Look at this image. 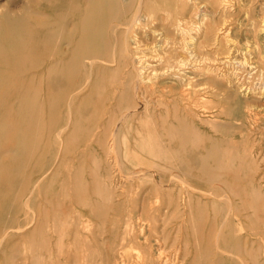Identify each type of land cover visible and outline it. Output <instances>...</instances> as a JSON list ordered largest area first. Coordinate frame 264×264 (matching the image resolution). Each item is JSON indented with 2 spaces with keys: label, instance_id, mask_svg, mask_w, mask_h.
Masks as SVG:
<instances>
[{
  "label": "bare ground",
  "instance_id": "bare-ground-1",
  "mask_svg": "<svg viewBox=\"0 0 264 264\" xmlns=\"http://www.w3.org/2000/svg\"><path fill=\"white\" fill-rule=\"evenodd\" d=\"M40 1L49 7L56 2L69 5L73 10L71 15L74 17L73 21H69L68 13L63 14L61 17L63 21H61L59 17L49 20L33 18L28 14L14 18L8 11L0 12V46L5 42L9 45L7 48L0 49V115L7 113L9 127L23 122L28 133L34 132L37 128L34 120L37 111L31 106L34 100L33 94L39 91L49 93V80L56 75L52 65L57 61L58 56L65 55L69 50L81 44L79 54L73 61L83 59L80 63L82 71L87 66L85 59L89 60L92 66L96 64L98 70L107 69L109 68L108 62L121 63L120 55L116 54L118 50L119 54L124 55L125 58L131 55L127 35L124 34L126 37L119 35L120 26L126 24L128 31L132 30L139 16L146 13L152 17L157 10L169 12L171 9L167 7L168 2L173 1L172 12L175 17L171 25L176 30H184L185 35L189 37L192 31L188 25L194 23L193 18L197 13L189 8V0H161L162 4H159L157 0H127L125 3L123 0ZM121 2L124 4L122 3L123 7L120 9L119 3ZM175 2L182 3L179 9ZM85 4L88 6L86 7ZM202 7H204L203 11H210L207 4H202ZM56 10L60 11L57 8ZM41 12L44 15L50 13L47 9ZM111 16L114 22L110 19ZM121 17H124L123 21ZM32 25L39 31L37 34L31 29ZM262 25L264 26V20ZM201 27L197 26V34L201 31ZM258 31L259 29H253L251 32L256 37ZM195 38L183 42L188 52V57L184 61L187 70L183 77L182 101L174 104L175 111L180 110L183 117L181 120H162L160 124L165 131V140L162 139L159 144L156 138L140 134L128 142L126 135L120 136L118 131L111 133L112 143H119L118 146L120 143H125V156L130 162L128 165L133 168L141 167L135 172V175H144L136 184L139 191L126 192L122 188L124 183L120 177V169L115 168L116 171H112L111 178H104L103 183H97L98 188L95 194L100 199L89 200L95 204L94 213L98 212L93 217L94 214H89L90 208L89 210L74 209L72 214L67 210L69 206L67 207L64 202L67 200L72 202L71 199L76 192L65 193L63 196L59 193L60 191H55L54 195L57 196L48 197L45 205L39 204L37 210L27 207L30 197L35 192L32 190L29 195L27 194V201L20 199L17 195L13 196L12 190L16 183L12 179L7 181L5 177L4 185L0 189V201H6V204L0 205V264H14L8 261L9 258H15L17 261L24 259L23 264H25L26 259L32 258L38 261L44 257L48 260L43 262L45 264H68V262L71 264V261H76V258L81 256V253L85 254L82 259H85L87 263L92 257L87 254L88 252L104 249L100 245L95 246L96 249H94L92 244L106 238V243L110 245L109 250L113 253L124 258L119 249H122L127 242L135 243L140 245L139 250L142 248L144 250L143 264L153 262L157 264L161 261V253L152 255L146 252L141 242L148 240L149 232L157 231L159 227L157 223L167 218L177 220L175 225L177 232L190 233L195 237L196 250L194 249L195 255L191 264H219L221 262L216 259L219 251L212 250L210 247L213 243L212 235L217 226H221L224 230L223 234L225 233L232 239L229 250L235 253L231 255L235 263L241 260L244 264L243 252L254 257L252 255L254 251L250 252L253 247L249 250L252 245L254 246V241H259L258 249L264 257V171L259 170L256 165L261 157L259 153L262 152L263 156L264 151L259 152L257 146H254L255 149L252 146L250 152L245 147V151L241 153L237 150L238 143L234 138L236 130L264 128V120H259L261 118L259 114L264 115V84L256 89L240 79L236 81L228 77L227 73L220 68L209 65L206 67L207 71L215 72L218 78L212 79L217 91L205 92L217 95V98L207 97L202 92L203 84L198 81V73L205 68L202 64L204 60L214 61L215 58L208 57L204 52L206 44L201 41L197 42L198 37ZM258 47L261 49V46ZM236 50L238 53L240 51L241 57L239 58H242V61H246L251 54L246 50L241 55L243 48L240 47ZM125 58L123 57V62H126ZM260 62H264L262 58H257L253 63L257 66ZM140 74L138 70V76ZM114 77L116 75L112 73L110 79ZM14 82H19L22 87L13 89L11 84ZM86 84L87 82L82 80L76 82L73 88L82 91ZM137 87L134 86L131 90L122 92L126 95V100L121 103L125 105V108H132ZM12 95L16 99H11ZM146 103L139 102L146 115L143 120L138 118L137 127H140L138 131L151 132L159 124L156 122L155 115L150 114V108ZM129 119L136 118L131 114ZM129 123L132 122L129 121ZM103 126L105 135H109V124L104 123ZM9 127L3 125L0 130V159H7L11 164V170L13 160L27 159L28 167L31 169L17 171L16 174H21L24 181L30 179L34 171L40 177L43 171L36 168L38 165L34 166L33 149L28 146L16 148L9 137L11 132ZM207 129L224 134H221L222 137L214 135L208 141L201 133ZM232 135L231 140L229 137ZM256 142L254 138L251 144L255 145ZM189 145H191L190 148ZM12 151L19 152V157L18 155L11 157L12 155L7 154ZM249 154L252 159L248 162ZM253 159H255L254 162ZM238 161H241L242 165L246 163L249 166L235 167ZM11 170L9 171L10 178L13 176ZM190 174L195 178L193 183L189 181L188 175ZM39 177L36 178V184L39 182ZM168 180L175 184L171 191L159 187L166 184ZM215 182L225 187V190L223 188L224 202L221 190L211 184ZM184 184L193 187L195 193L185 191V187L181 186ZM176 190L178 192L176 198L171 200L166 205L167 207L153 206L152 203L156 206L160 202L159 194L175 195ZM77 195H79V201L85 200L84 204H86L87 193ZM195 196L197 203H193ZM233 197H238V199L233 200ZM154 211L158 214L156 215ZM162 213L165 216H161ZM108 224L111 225L110 230L105 229ZM224 227L228 230L225 231ZM219 232L217 229V235H220ZM201 237L203 242H200ZM206 239L208 242L205 241ZM67 240L72 241V244H69ZM223 240L225 243L228 242L226 237ZM219 242H214L217 249L222 247ZM76 243L79 245L77 246ZM29 253L32 255L29 256ZM19 256L22 258H18ZM229 256H226V259L229 260ZM222 259L223 256L219 260ZM114 264H119V261L115 260Z\"/></svg>",
  "mask_w": 264,
  "mask_h": 264
},
{
  "label": "rangeland",
  "instance_id": "rangeland-1",
  "mask_svg": "<svg viewBox=\"0 0 264 264\" xmlns=\"http://www.w3.org/2000/svg\"><path fill=\"white\" fill-rule=\"evenodd\" d=\"M126 1L123 0L124 3ZM157 1L159 4H162L161 0ZM123 2L119 3L120 9L123 7ZM2 3H4V7ZM175 3L178 9L182 5L181 2ZM204 3L208 5L210 11H203L204 7H202V4ZM172 4L173 1L168 2L167 7L171 9L169 12L157 10L152 17L146 13L139 16L138 20L133 24L132 30L128 31V25L126 24L120 26L119 35L122 37H126L127 35L131 51V55L125 58L124 55L119 54L118 50L116 54L120 55V64L108 62L109 68L98 70L96 64L92 66L88 62L89 60L85 59L87 66L82 71L80 63L83 59L80 58L79 61H73L75 56L79 54L81 44L69 50L65 55L58 56L57 61L52 65V68L56 71V75H53L49 80V93L46 94V91H39L33 94L34 100L31 106L35 107L37 111L34 119L37 131L35 129L34 132L28 133L23 122L9 127L10 122L7 113L0 115V130L3 125L11 129L9 137L13 144L16 145V148L28 146L33 149L34 166L38 165L36 168L43 171L40 177L36 171L32 172L30 179L24 181L23 176L16 174V172L24 171L27 168L28 170L31 169L28 167L27 159L24 161L22 159L13 160L12 170L10 169L11 164L7 159V161L0 159V189L4 185L5 177H7V181L8 179H12L16 183L12 190L14 192L13 196L17 195L20 199L27 201L28 195L33 190L35 194L29 200L32 203L28 201L29 205L27 204L26 206L35 210L38 209L39 204H44L48 197H52L55 191H60L59 193H62L63 196L65 193L76 192L71 199L72 202L68 200L64 202L67 207L69 206L67 210L72 214V210L74 209L89 210L90 208L89 214H94L93 217L98 212L94 213L95 204L92 201H95L96 198L100 199L95 194L98 188L97 183H103L104 178H111L112 171L120 169V177L124 183L122 188L126 192L139 191L136 184L144 175H135V172L141 169V167L133 168L128 165L130 162H128V158L125 156V143H120L119 146L117 145L119 143H112L111 133L118 131L120 136L126 135V139L129 140L128 142L140 134L156 138L159 144L162 139L165 140V131L162 129V124H160L162 120H181L183 117L180 110L175 111L174 104L177 102L181 103L182 101L183 77L187 70V65L184 61L188 57V52L183 42L185 43V41L187 42L192 38L196 37L195 39H197L198 37L199 40L197 39V42L201 41L206 44L204 46L205 54L212 59L215 58L214 61L210 60L206 62L204 60L202 64L205 68H202V71L198 73V81L203 84L202 92L207 97L217 98V95L206 93L207 91H217L213 86L212 79L218 78L215 72L207 71L206 67L209 65L220 68L227 73L228 77L234 78L236 81L240 79L249 86L256 87V89L264 84V62H260L257 66L253 63L257 58H262L264 61V26L262 25L264 20V0H189L188 4L191 11H197L193 18L194 23L188 25L192 31L189 37L185 35L184 30H176L172 27V19L175 17L172 12ZM85 5L86 7L88 6L87 4ZM56 8L61 11V14ZM45 9L50 13L44 15L41 11ZM2 10L8 11L14 18L28 14L33 18H46L49 20L59 17L63 21L61 17H63L64 13H68L69 21H73L74 19L73 16L71 17L73 13L72 7L65 3L59 4L58 2L51 4V7H49L43 2L41 3L40 0H0V12ZM110 19L113 20V16ZM121 20L123 21L124 17H121ZM198 25L202 26L199 34H197ZM31 29L36 34L39 32L34 25H32ZM253 29H259L258 36L255 37L253 35L251 32ZM194 35L195 37H193ZM8 46V42H5L0 46V49L7 48ZM258 46H261V49ZM237 47L243 48L241 55L246 50L251 52L246 61H242V58H239L241 56L239 55L240 51L238 53L236 50ZM123 57L126 59V62H123ZM138 70L142 75L138 76ZM112 73L116 75L114 79H110ZM81 79L86 81L87 84L84 90L78 91L73 88V85L76 82L82 81ZM11 85L13 89L22 87V84L19 82H14ZM134 86H138L134 104L131 105L132 108H125V105L121 103L126 100V95L122 92L131 90ZM11 97V99H16L13 98L14 95ZM137 101L147 102L150 114L156 117V122L159 125L155 126L156 128L152 129L151 132L145 130L138 131L140 128L137 127L139 124L138 118L143 120L146 114L144 108ZM167 107H169L168 111ZM131 114L136 119L130 120L129 115ZM259 116L261 117L259 120H264L263 114H259ZM129 121L132 123L130 124ZM104 123L106 125L109 124V135H105L106 132L104 133ZM201 133L205 135L208 141L214 135L222 137L223 135L221 134H224L212 129L201 131ZM235 134L234 138L237 140L236 143H238L237 150H240L241 153L245 151V147L250 152L252 146L253 148L257 146L259 152L264 151V128L252 130L240 129L236 130ZM229 138L233 139V135ZM254 138L257 142L255 145H252L251 141ZM115 148L119 151L115 150ZM7 154L12 155L11 157H16V155L19 157L20 155L17 151L8 152ZM7 154L6 156H8ZM259 154L261 157L256 165L259 170L264 171V155H261L262 152ZM248 156L249 159L247 161L249 162L252 156L250 154ZM246 165L249 166L246 163L242 165V162L238 161L235 167L240 168ZM106 167H108V170L105 169ZM10 170L13 175L11 178L9 176ZM37 177H39L38 184H36ZM127 178L129 179L126 180ZM188 178L192 183L195 181V178L191 174L190 176L188 175ZM176 184L180 185L177 182ZM211 184L221 190L224 202V185L217 182ZM174 185V182L172 183L168 180L166 184L159 187L163 190L170 189L171 191L175 187ZM181 186L185 187H183L185 191L195 193L193 187L188 184ZM175 192V195L159 194L160 202L156 206L155 203H152L153 206L158 207V205H162L167 207L166 205L176 198L175 196L178 192L177 190ZM81 193H87V201H92H86V204H84L85 200L79 201V195L77 194ZM55 196L57 195L53 197ZM168 199L170 200L168 201ZM237 199L238 197H233V200ZM193 203H197L196 196L193 198ZM4 204H6V201H0V205ZM154 212L156 215L158 214L156 211ZM161 216L165 215L162 213ZM95 223L98 224V222ZM157 224L159 226L157 231L149 232L147 230L150 233L149 238L141 242L146 252L152 255H159L161 253V261H158L157 264H191L196 250L195 237L190 233L177 232L175 226L177 224L176 219L167 218L160 220ZM110 227L111 225L108 224L105 229L110 230ZM165 229L166 232H164ZM217 229L220 231V235H217ZM224 229L225 231L228 230L227 227H224ZM223 231L221 226H217L212 235L213 243L210 247L212 250L219 251L216 255L217 261H221L219 264H243L241 260H238L237 263L232 260L231 255L235 254L229 250L231 249L232 239L225 233L223 234ZM225 237L227 238V243L223 240ZM200 240V242H203L202 237ZM216 240L220 241V245L222 244L220 249L216 248ZM67 241L69 244H72V241ZM205 241L208 242V239ZM106 242L107 238L92 244L94 249L99 245L104 249L96 252L92 251V253L91 251L88 252L87 254L92 255V257L87 263L85 259H82L83 256L85 257V254L81 253V256L78 255L79 257L76 258V261H71V264H84V262L85 264H109V262L110 264H114L115 260H118L119 264H143L144 250L143 248L139 250L138 246L140 245L127 242L122 249H119L124 255L123 258L119 254H115L112 250H109L110 245ZM253 243L254 246L252 245L249 250L253 247L250 252L254 251L252 254L254 257L251 254L247 255L243 252L244 264H262L264 262L261 250L258 249L259 241H254ZM76 245L78 246L79 243H76ZM31 255L29 253V256ZM228 255H230L229 260L226 259ZM222 256L223 259L219 260ZM18 258L22 257L19 256ZM8 261L14 264H23L24 259L17 261L15 258H9ZM44 261H48L46 257L38 261L30 258L26 259L25 264H45L43 263ZM65 261L67 262V260Z\"/></svg>",
  "mask_w": 264,
  "mask_h": 264
}]
</instances>
